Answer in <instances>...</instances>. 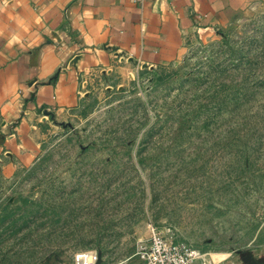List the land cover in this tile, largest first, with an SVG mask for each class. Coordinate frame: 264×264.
Wrapping results in <instances>:
<instances>
[{
	"label": "rangeland",
	"instance_id": "374dc122",
	"mask_svg": "<svg viewBox=\"0 0 264 264\" xmlns=\"http://www.w3.org/2000/svg\"><path fill=\"white\" fill-rule=\"evenodd\" d=\"M87 79L0 151V264H142L156 233L194 264H264V0L172 62Z\"/></svg>",
	"mask_w": 264,
	"mask_h": 264
},
{
	"label": "crops",
	"instance_id": "0c3cea01",
	"mask_svg": "<svg viewBox=\"0 0 264 264\" xmlns=\"http://www.w3.org/2000/svg\"><path fill=\"white\" fill-rule=\"evenodd\" d=\"M250 1L0 0V151L44 112L76 103L88 74L172 62L191 32Z\"/></svg>",
	"mask_w": 264,
	"mask_h": 264
},
{
	"label": "built area",
	"instance_id": "2783aa9c",
	"mask_svg": "<svg viewBox=\"0 0 264 264\" xmlns=\"http://www.w3.org/2000/svg\"><path fill=\"white\" fill-rule=\"evenodd\" d=\"M135 254L142 264H194L200 256V250L156 233L147 240H140ZM91 257L94 258L88 252H79L72 264H99L92 261Z\"/></svg>",
	"mask_w": 264,
	"mask_h": 264
}]
</instances>
